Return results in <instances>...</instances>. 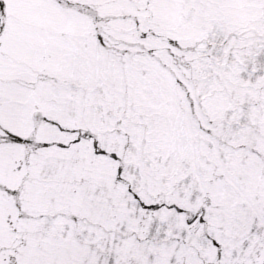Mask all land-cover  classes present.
<instances>
[{"label": "snow or ice", "instance_id": "snow-or-ice-1", "mask_svg": "<svg viewBox=\"0 0 264 264\" xmlns=\"http://www.w3.org/2000/svg\"><path fill=\"white\" fill-rule=\"evenodd\" d=\"M0 264H264V0H0Z\"/></svg>", "mask_w": 264, "mask_h": 264}]
</instances>
